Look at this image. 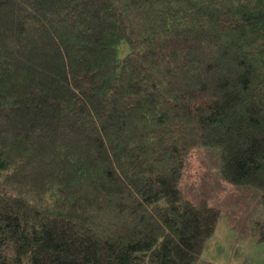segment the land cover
<instances>
[{"label":"trees","instance_id":"16d2710c","mask_svg":"<svg viewBox=\"0 0 264 264\" xmlns=\"http://www.w3.org/2000/svg\"><path fill=\"white\" fill-rule=\"evenodd\" d=\"M15 16L44 39L0 40V130H24L0 137V264H194L220 216L181 190L194 148L264 196V0H0ZM43 105L59 134L32 145Z\"/></svg>","mask_w":264,"mask_h":264},{"label":"rangeland","instance_id":"374dc122","mask_svg":"<svg viewBox=\"0 0 264 264\" xmlns=\"http://www.w3.org/2000/svg\"><path fill=\"white\" fill-rule=\"evenodd\" d=\"M15 17L12 18V21L0 20V40L5 36L11 40L18 38L23 45L27 42L30 46L32 42L36 44L39 40L44 39L43 37L39 39L38 36L27 33V31L21 33L15 30L17 26V16ZM15 22L16 26H12L11 23L15 24ZM48 26L47 32L48 35L50 34L51 36L52 31L57 29L52 24H48ZM97 29L98 27L95 29L96 33L99 31ZM105 34L107 33H101L100 36L105 39ZM86 43L88 44V41L82 42L83 45L87 46ZM101 43L102 45L98 44L96 46V50H98L99 53H104L106 45L104 41ZM22 50L24 54L28 53L26 47ZM97 58H99L98 54L91 57L93 60ZM43 73H45L46 76L51 74V72L48 73L45 70H43ZM39 110L41 111L36 118H34V124L42 125L41 123L45 119H48V117H46L48 114L51 116V119H49V125L45 129L41 128L45 135L44 139H39L40 136L34 137V139L30 138L29 143L32 145L36 142L45 144L47 140L54 139L53 137L59 134V128H57V126L59 127V121L57 119L58 112L49 107L46 108L45 105L42 107L40 106ZM118 112L119 110H117L115 114ZM122 114H124L123 116L127 114L124 109ZM139 114L140 113L135 115L134 121H129L131 126L136 128L141 127L139 126L140 124L138 125L135 121V119L139 117ZM124 118L125 117L121 116L119 119ZM114 122L117 126L116 117ZM20 123H10L12 125L8 126L9 130H6L5 127L1 129V139L8 138L9 135L7 133L13 134L14 130L20 132L24 131L19 128ZM79 135L80 136L74 135L75 138L71 137V141L78 143V145L86 146L85 137H82L83 135L81 133H79ZM261 135L262 134H259V137H261ZM15 140L18 141V138H15ZM80 148H82L81 146H79V150H82ZM85 148H83V151H85V155L83 156H90L91 153L87 152L88 150H85ZM208 151H210V153ZM208 151L204 148H194L191 150L187 155V162L180 183L181 190L191 199H204L209 204L220 209V216L217 224L212 234L205 241L201 254L197 260L194 261V264H262L264 262V239H258L259 234L254 232V227H256L257 223L264 225V196L246 188L232 186L221 179L217 174L218 161L215 159L216 156L211 150ZM127 152L132 153L130 149H127ZM42 165L41 167H43ZM41 167H39V169ZM98 168L100 169L101 166ZM52 169L53 163H49L43 168L45 172L46 170L52 171ZM121 194L122 192H107L105 197L110 196L115 198Z\"/></svg>","mask_w":264,"mask_h":264}]
</instances>
